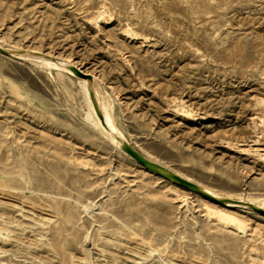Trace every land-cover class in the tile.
Listing matches in <instances>:
<instances>
[{"label":"rangeland","instance_id":"rangeland-1","mask_svg":"<svg viewBox=\"0 0 264 264\" xmlns=\"http://www.w3.org/2000/svg\"><path fill=\"white\" fill-rule=\"evenodd\" d=\"M79 77L142 157L264 205V0H0V264H264V213L117 147Z\"/></svg>","mask_w":264,"mask_h":264},{"label":"bare ground","instance_id":"bare-ground-1","mask_svg":"<svg viewBox=\"0 0 264 264\" xmlns=\"http://www.w3.org/2000/svg\"><path fill=\"white\" fill-rule=\"evenodd\" d=\"M4 50H6V49H4ZM26 58H28L30 60L36 59V58H32L29 55ZM39 62L43 63L44 65H46L48 67H53V68H57V69H64V70L70 72L71 74H73L75 76H79V69L74 64L59 63L57 61H53L51 59L42 58V57H39ZM79 80L81 81L82 88L84 91V95H85L87 102H88L89 111H88L87 115L90 118H93L95 123L102 128L104 133L110 138V140L117 147L124 149L125 151H128L129 153H131L136 159L142 161L141 163H144L146 166H148V168H151V170L152 169H154L155 171L157 170L158 172L164 174V176L168 175V176H170V178L172 177V178L176 179L177 181H182L183 183L185 182L188 185L190 184L191 187L199 190L200 193L201 192L206 193L210 197H213V198L218 199L219 201H222L225 204V206H231V207L232 206H238V205L240 206L239 203H244L245 205H247L251 209L264 211V207H263L264 205L262 206L261 205L262 203L259 204L260 202L258 204H256L255 203L256 201L254 202V201H252V199H250V201H248V200L247 201L246 200L236 201V200H233V199L226 197V196L222 197V196H220V194L213 192V191H210V189H206L205 187L202 188L200 186L192 184V183L188 182L187 180L183 179L181 176L179 177V176L173 174L174 171H172L173 173H171L167 168H165V166L159 165L156 162H153V160H149L147 158L142 157L140 153L138 154L137 151H135L129 145V143L127 142V139L125 138L122 131H120V129L116 126L114 119H113V116L111 114L112 110L110 111V108L108 107L107 103L105 104V103L101 102L102 100H100L101 99L100 96L98 97V91L92 85L93 80H91L89 77H87V78H80L79 77ZM242 199H244V198H242ZM214 213L217 214L221 219H223L225 221L235 220L231 215H229L226 211H223L222 209H214ZM10 231L14 232L13 229ZM1 233H3V231H0V235H2ZM4 239L6 240V242L8 244L11 245V247H14V246L20 247L23 244L22 239L17 235L15 236V234L9 235L8 238L5 236ZM0 248H1L0 250L2 253H5L8 250H10V249L4 248V247H0Z\"/></svg>","mask_w":264,"mask_h":264},{"label":"water","instance_id":"water-1","mask_svg":"<svg viewBox=\"0 0 264 264\" xmlns=\"http://www.w3.org/2000/svg\"><path fill=\"white\" fill-rule=\"evenodd\" d=\"M257 211H261V212H263V213H264V211H263V210H257Z\"/></svg>","mask_w":264,"mask_h":264}]
</instances>
